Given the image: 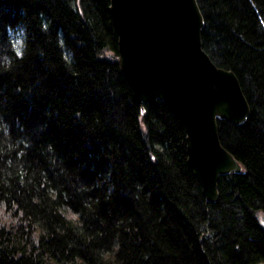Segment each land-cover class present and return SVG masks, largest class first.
Wrapping results in <instances>:
<instances>
[{
	"label": "trees",
	"instance_id": "16d2710c",
	"mask_svg": "<svg viewBox=\"0 0 264 264\" xmlns=\"http://www.w3.org/2000/svg\"><path fill=\"white\" fill-rule=\"evenodd\" d=\"M195 1L248 105L216 121L240 172L213 202L120 73L109 0H0V264H264V0Z\"/></svg>",
	"mask_w": 264,
	"mask_h": 264
},
{
	"label": "water",
	"instance_id": "95a60500",
	"mask_svg": "<svg viewBox=\"0 0 264 264\" xmlns=\"http://www.w3.org/2000/svg\"><path fill=\"white\" fill-rule=\"evenodd\" d=\"M116 62L135 101H161L181 122L186 163L201 193L217 198L220 175L240 165L219 143L216 121L241 123L247 102L234 74L202 50L195 0H109Z\"/></svg>",
	"mask_w": 264,
	"mask_h": 264
},
{
	"label": "rangeland",
	"instance_id": "374dc122",
	"mask_svg": "<svg viewBox=\"0 0 264 264\" xmlns=\"http://www.w3.org/2000/svg\"><path fill=\"white\" fill-rule=\"evenodd\" d=\"M256 218L261 226H264V213L263 212H257ZM257 264H263V263H257Z\"/></svg>",
	"mask_w": 264,
	"mask_h": 264
},
{
	"label": "clouds",
	"instance_id": "9594fccd",
	"mask_svg": "<svg viewBox=\"0 0 264 264\" xmlns=\"http://www.w3.org/2000/svg\"><path fill=\"white\" fill-rule=\"evenodd\" d=\"M22 40L21 39H18L17 42H16V48L17 50H19L20 48H22Z\"/></svg>",
	"mask_w": 264,
	"mask_h": 264
}]
</instances>
